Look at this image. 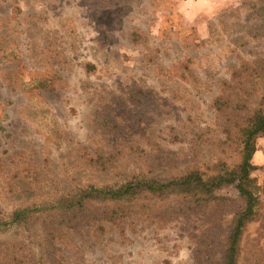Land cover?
Returning a JSON list of instances; mask_svg holds the SVG:
<instances>
[{
    "label": "rangeland",
    "instance_id": "obj_1",
    "mask_svg": "<svg viewBox=\"0 0 264 264\" xmlns=\"http://www.w3.org/2000/svg\"><path fill=\"white\" fill-rule=\"evenodd\" d=\"M263 93L264 0H0V212L236 165L237 124ZM253 142L259 205L237 264H264V135ZM140 200L150 211L114 220L90 201L33 213L0 233V264H220L240 200Z\"/></svg>",
    "mask_w": 264,
    "mask_h": 264
},
{
    "label": "trees",
    "instance_id": "obj_2",
    "mask_svg": "<svg viewBox=\"0 0 264 264\" xmlns=\"http://www.w3.org/2000/svg\"><path fill=\"white\" fill-rule=\"evenodd\" d=\"M237 139L239 147V162L229 166L224 162L215 164L210 174L197 170L170 179H154L135 176L120 184L80 187L73 194L60 196L49 205H33L15 209L11 217L6 219L0 212V233L9 226L24 223L36 212L49 211L57 208L62 211L80 210L85 202L111 203L113 206L107 216L114 220L130 213L150 211L148 205L141 203V198L147 195L161 198L179 197L174 205L177 212L195 211L207 207L209 203L225 206V201H233V197L241 201L233 215L232 225L227 237L226 246L222 252L220 264H237L240 253V240L248 223L254 221L258 212L257 187L252 183L250 174L254 169L251 158L255 152L253 139L264 135V93L258 107L244 123L237 124ZM232 188L233 197L220 196L219 192Z\"/></svg>",
    "mask_w": 264,
    "mask_h": 264
}]
</instances>
